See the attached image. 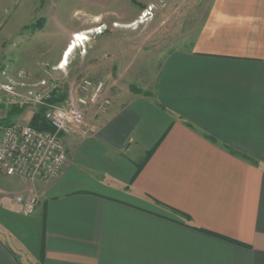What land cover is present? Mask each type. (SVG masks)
Segmentation results:
<instances>
[{"label":"crops","instance_id":"crops-1","mask_svg":"<svg viewBox=\"0 0 264 264\" xmlns=\"http://www.w3.org/2000/svg\"><path fill=\"white\" fill-rule=\"evenodd\" d=\"M194 33L63 136L60 176L0 177V264H264V0H212Z\"/></svg>","mask_w":264,"mask_h":264},{"label":"rangeland","instance_id":"rangeland-1","mask_svg":"<svg viewBox=\"0 0 264 264\" xmlns=\"http://www.w3.org/2000/svg\"><path fill=\"white\" fill-rule=\"evenodd\" d=\"M211 3L212 0H0V84L17 79L18 73L25 71L31 80L56 78L59 92L63 93L84 76L95 79L108 75L107 90L138 92L139 85L133 82L149 84L163 56L189 44ZM149 7L151 15L144 16L143 11ZM76 25L78 28L70 33ZM77 31H86L88 40L72 50L66 68L60 69L59 58ZM95 72L99 74L92 76ZM8 108L0 105V122L6 121ZM35 110L25 108L11 117L12 122H28ZM4 178L8 179L4 189L17 190L23 185L24 180L16 176Z\"/></svg>","mask_w":264,"mask_h":264},{"label":"built area","instance_id":"built-area-1","mask_svg":"<svg viewBox=\"0 0 264 264\" xmlns=\"http://www.w3.org/2000/svg\"><path fill=\"white\" fill-rule=\"evenodd\" d=\"M143 15H151V7ZM62 62L57 65L60 69L67 65ZM108 81V76L82 77L60 93L56 78L31 80L28 72L20 71L17 79L1 83L4 95L0 105L41 108L46 128L29 121L0 122V177L16 176L32 182L60 176L69 163L63 136L86 135L87 119L106 112L111 104ZM14 199L26 215L34 212L39 200L34 192L15 194Z\"/></svg>","mask_w":264,"mask_h":264},{"label":"trees","instance_id":"trees-1","mask_svg":"<svg viewBox=\"0 0 264 264\" xmlns=\"http://www.w3.org/2000/svg\"><path fill=\"white\" fill-rule=\"evenodd\" d=\"M137 91H141L139 89H137ZM25 109V107H18L16 105H12L8 108V111H7V119L5 122H12V119L11 117L14 115V114H19V113H22L23 110ZM42 109L38 108L36 109L33 114L31 115L30 119H29V123L35 127H42V128H46V123L42 117ZM247 159H250V158H247Z\"/></svg>","mask_w":264,"mask_h":264},{"label":"bare ground","instance_id":"bare-ground-1","mask_svg":"<svg viewBox=\"0 0 264 264\" xmlns=\"http://www.w3.org/2000/svg\"><path fill=\"white\" fill-rule=\"evenodd\" d=\"M85 32L86 31L74 33L75 34L74 39H72V42H69L68 46L65 48V50H64V52H63V54L61 56V60L63 59L62 64L67 63L69 54L72 52V50L76 46H78L77 44L80 45V44L84 43V41L88 40V38L86 36L87 32L86 33Z\"/></svg>","mask_w":264,"mask_h":264}]
</instances>
